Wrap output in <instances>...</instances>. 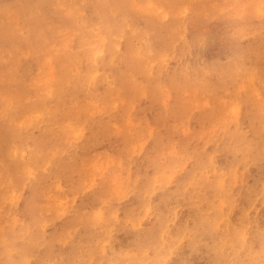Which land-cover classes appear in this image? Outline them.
<instances>
[{"label": "rangeland", "instance_id": "1", "mask_svg": "<svg viewBox=\"0 0 264 264\" xmlns=\"http://www.w3.org/2000/svg\"><path fill=\"white\" fill-rule=\"evenodd\" d=\"M2 1L4 0H0V188L1 190L8 191L9 197L6 198H8L7 200L8 202L10 201V204L6 202L8 205L5 203L0 207V234L3 233L2 236L0 235V241L2 242H0V257H2L0 258L2 262H0V264H4L3 262L10 260L5 259L2 261L3 257L6 255L4 251L9 249V252L12 250L14 251L15 249L13 248L15 247H20L22 250L25 248L24 252L22 251L24 253L23 255L26 253L28 254L23 257V264H35V253L43 254L44 246L47 241L45 240L46 237H62L64 239L65 242L61 241V243L64 242V245L63 243L62 245L61 243H54V251L59 261L63 259L61 263L66 261V264H87V261L90 262H88V264H178L179 262V264H241V261H243V259L240 260L241 257H245L242 264H261L257 263L255 260L254 262L250 261V259L246 257L247 253L245 251L249 253V249L253 250L254 248H260L259 242L264 243V51H262V54L260 50L263 48L259 42L262 40L263 44H261L264 45V39H262L264 38V0H151L152 3L150 0H105V3L104 0H92V2L91 0H85L86 2H90L92 6L87 2L90 4L88 5L84 0H46L45 2L48 1V5L43 2L44 5L46 4L43 6V9L46 10L45 13L48 12L46 16L49 15V10L54 9L53 11H56V9H59L60 13L57 12L60 14L59 16L67 20H63L62 18L58 19L59 16L56 17L57 14L54 13V15H52L53 11H51L49 16L54 20L51 24V17L48 18L45 14L43 17L48 19L45 20V18L40 17L44 11L39 7L40 5L37 8V5L34 4L36 0H34L33 3H30L33 0L27 3L23 0V4L22 0L21 2L19 0H13L14 2L12 0H6V2ZM16 2L21 4L18 5ZM37 2L38 4L41 2V6L43 5L42 0H37ZM24 3L26 4L27 10H25L26 8L24 9L25 6L23 7V5H25ZM29 3L33 6L29 5ZM150 4L155 5L154 9H149ZM17 5L21 7H17ZM31 6L34 9L31 10ZM91 7L95 8L93 9ZM35 9L36 12L34 11ZM99 9L100 12L105 13L104 16L103 13H101L102 15L99 17ZM96 10L98 14H96ZM30 11L33 13H30ZM25 12L28 14L23 15ZM37 12L39 14L41 13V15H37ZM106 12L109 14H106ZM31 14L33 15V19L31 18L30 20ZM166 15L168 16L166 17ZM36 18L37 22H35L37 27L39 26L38 28L35 22H33ZM38 18H42V21H39ZM111 18L113 19L111 20ZM119 19L120 21H118ZM43 20H45V22H43ZM106 21H109V25ZM132 21L136 23V25H132ZM32 22L34 24H32ZM188 22L190 23L189 26ZM46 24L51 30H49ZM70 25H72V27ZM176 25L179 26L176 27ZM214 25L215 27H213ZM136 26L137 28H135ZM104 27L106 29H104ZM167 29L168 31H166ZM228 29L230 30L228 31ZM127 30H130V32ZM185 32L187 34H185ZM70 33H73V36ZM241 33H243L244 36ZM33 36L35 38L34 40ZM175 36H177V39ZM236 38L239 39L236 40ZM233 40H235V42ZM241 42L243 45L245 43L250 47L256 42L261 48H259L258 45L253 46L258 49L257 51L255 48L253 50V47H251V49L248 46L249 49L244 45V47L247 48L245 52V50L241 48V46H243ZM193 43L194 45H192ZM66 44L71 46H67ZM72 45L75 46L72 47ZM76 45L78 47H76ZM183 48L185 49L183 50ZM240 51H242V55H240ZM170 52L176 54L173 56ZM244 52L250 57H247L250 61L248 59L246 60ZM256 52H258L257 54L259 55L261 54L260 57L263 61L260 57V59H258ZM79 53L81 55H79ZM229 53L230 55H228ZM127 54L129 55L127 56ZM59 55H62L63 58ZM255 55L256 58H254ZM217 56H219L220 60L217 58L215 59ZM228 56L231 58L229 57L227 61L226 58H228ZM235 56L238 58H234ZM239 56L242 57L239 58ZM104 58L107 61H105ZM241 58H245V68L242 62L244 60L240 61ZM251 58H253L254 62ZM235 59L236 61H234ZM231 60L234 61L236 65H233L235 63H231ZM82 61H84V63ZM212 61H214L213 64H216V66L212 64ZM218 61H223L224 63L221 62V64ZM260 61L262 62L260 63ZM247 62H250V64H247ZM217 63L219 65H217ZM211 64L213 70L212 68L210 69V67H212ZM259 64L261 65L259 66ZM201 65L209 70L206 69L204 72L205 69H201ZM232 65L234 67L236 66V68L232 69ZM237 65L241 67L243 65V69H240ZM215 67H217L218 71H215L217 70L214 69ZM230 68L231 71H229ZM188 70L192 72V74L194 73V75H190L191 73L189 74ZM196 70L198 71L196 72ZM106 71L107 74L112 73L114 75L116 78V83L114 82V84L116 85L118 83L116 87L119 86L121 89H116L111 94L112 97L110 98L109 106L112 104L116 111L109 116L110 121L108 120L109 117L106 118L108 121L104 119V123L106 124L103 127L104 123H102L103 125L101 124V126V121L98 120L96 115L95 117H88L86 111L87 109H104L103 101L100 97L101 94L105 92L106 86L102 83H99V87L96 86L98 90L94 98V100H96L94 102L96 103H93L91 107L89 106V102L82 103V100L85 101L90 99L83 95L85 89L89 86L90 77L94 75V73L95 75H100L101 73V75H106ZM125 72L127 73L126 75ZM180 72L182 73L180 74ZM184 72L186 74L188 73L187 75L189 76ZM203 73L205 75L204 77ZM210 75L212 76L210 77ZM172 76L175 77V80ZM183 76L184 78L186 76L191 78V80H185L187 84L185 85L184 83V86L180 85V82L183 84ZM190 76H196V79H200L196 80L194 77ZM123 78H125V80ZM177 78L180 82L177 81ZM216 78L218 80H216ZM173 80L176 81V83L173 82ZM187 80L190 82L193 81V83L188 85L189 83ZM69 81L72 83L70 84ZM171 84L176 85L173 86ZM179 85L183 87H178ZM133 88H135L136 91H134ZM159 88H161V90ZM50 91H52L51 95ZM75 96L76 98H74ZM154 96L156 98H154ZM77 107L79 110L75 109ZM76 112H78V114H76ZM26 115L32 117V120H30L31 123H29L30 121H25L22 127L18 129L15 123L22 120ZM74 117L76 118L73 119ZM91 118H95L93 119L95 123ZM73 120L77 122L74 123L75 121L73 122ZM85 120L87 122H85ZM66 121L69 122V126ZM72 122L75 125L72 126ZM89 122H91V125ZM77 123L79 124L77 125ZM98 124L99 127L101 126L103 128H99L100 130L98 129V131H91L92 133H90L91 129L96 130ZM88 126H93L94 128L92 127L89 129ZM75 128L78 131H76ZM80 130H83V132ZM121 130L122 133L120 132ZM76 132H79V137H76ZM82 133H84V139L81 138L82 135H79ZM104 133L105 138L102 137ZM117 133L122 135V139L121 137L120 139L117 138L119 136ZM64 135L68 137H66L67 140ZM109 135L111 136L109 137ZM73 136H75L74 139L76 138L74 143V139H71ZM69 137L71 142H69ZM113 137H115V140H113ZM99 138L102 140H99ZM77 139H80V141ZM43 141L46 144H43ZM49 142L51 144H49ZM93 142L97 145H93ZM37 143L38 145L36 146ZM30 144L32 147L28 148ZM58 144L59 146L57 147ZM70 144L73 145L71 146ZM78 144L83 145V149L82 146L79 145L81 147L80 149ZM84 146L85 148L88 147L86 148L87 151L84 149ZM70 147H72V149ZM66 148H68V150L70 149L69 152L72 156L69 155ZM45 149L52 154L49 152L44 153ZM64 150L66 155L63 153ZM21 151L26 152L24 153L25 157L34 158L37 156L39 159L37 160L36 158V164L33 163L36 167L34 166L28 169V176L32 180L29 181V184L38 177H47L44 175L51 174L48 175V177H50L49 179L52 181L49 184L48 193L44 195V201H40L43 203L41 204L42 206L37 209V215H42L44 217L42 233L40 228L30 229L27 227L25 224L29 222H25L23 218L17 215V213H19L17 206L21 204L23 207V202L31 195L32 188L31 191L30 189L28 191L24 189L25 195L21 197L19 191L13 189L14 185H10V187L6 186L10 179H14L16 176L13 172H15L14 168L20 165V155L23 153ZM33 151H35L36 156L32 155L34 154ZM15 152L16 155L14 154ZM47 153L49 154L47 155ZM37 154H39V156ZM74 154L78 157L76 155L74 156ZM57 159H59V161ZM86 162L87 164H85ZM62 163L64 166L68 164V168L66 166L64 168ZM58 164H62L63 167ZM73 164H75L76 167ZM143 164L146 166L144 167ZM90 165L94 167V169L89 167ZM3 167H5V169ZM62 170L66 172H61ZM58 171L61 173H58ZM56 173L58 176H56ZM79 173L80 176H77ZM31 175H33L34 178ZM16 182L17 181H15V183ZM42 186L44 185H41V187ZM5 187L7 189H5ZM148 189L152 191L149 190V192H147ZM138 190L139 194H137ZM151 192L152 194H150ZM244 199L248 200L244 201ZM146 201L149 202L150 205ZM47 203L55 205L53 206V210L45 209L44 204ZM133 205L134 207L136 206L135 210L134 207H131ZM110 206L113 209L112 211L111 209L109 210ZM171 206H173V208ZM137 209H139V211H137ZM80 210H82L83 214ZM116 210L118 212H116ZM124 211L126 212L124 213ZM194 211L199 212L197 213L199 215L195 214ZM136 212L139 213V215ZM129 213L132 215H129ZM112 214L116 216L117 220L114 219L115 216L112 217ZM21 216L23 215L21 214ZM197 217H199V219H197ZM84 219L85 221H83ZM156 219H161L164 222L162 223L161 220L157 222ZM9 221L10 223L6 225L12 229L7 232L4 231L3 227L6 226L4 222ZM109 221H112L111 223L113 224L110 223L109 225ZM119 221H121L122 224ZM198 221L200 222L198 223ZM94 222L96 224H94ZM105 224H107L108 227ZM159 225L161 227H159ZM187 225L188 227H186ZM104 226L112 229L113 233H115V237H117L115 238L117 249H111V245L115 244L112 233H109L112 235L111 239L109 236L108 239L101 241L103 240V235L107 232ZM177 226L179 228L181 227L179 229L180 231H178ZM78 228H80V230ZM83 228L87 233L83 231ZM125 228L127 230H125ZM76 230L78 233H76ZM181 230L183 234H180ZM203 230H205V232H203ZM57 231H59V233ZM4 232H7V235H5L8 237L4 235ZM94 232H98L96 235L100 233L101 236H95ZM207 232L209 233V237L211 235L210 238ZM60 233L64 236H59ZM79 234L82 235V241L80 240L81 235L79 236ZM143 234H145L144 239H142ZM30 235L32 237H30ZM13 238L15 240H13ZM71 238L75 239V241L72 239L75 248L69 241ZM92 238L95 241H93ZM136 239L139 240V244ZM235 239L240 242H236ZM90 240L93 242H90ZM192 240L193 243L190 244L189 242H192ZM86 241L87 243L89 242L91 246L87 244ZM157 242L160 243L157 244ZM145 243L148 244V248H146L147 246ZM21 244L22 246H20ZM186 244L189 248L186 247ZM138 245H140L139 247L142 251H145V254L139 248H136ZM219 245H222V248ZM26 246L28 247L26 248ZM77 246H79V250H76L78 249ZM103 246L106 252L111 250L109 258L106 257L105 254L103 256V253H100V250L101 252L103 251ZM152 246H155L158 252L155 248H152ZM227 246L231 247H228V249ZM240 246L244 247L240 248ZM33 247L35 249H33ZM59 247L60 250H58ZM92 247L96 250H93ZM181 247L182 249H179ZM119 248L124 252H122V250L119 252ZM208 248L210 250H208ZM263 248L253 250L256 256H261L260 251L263 250L261 257L264 258ZM3 249L4 251L2 252L5 254L1 252ZM68 249L72 251V257L78 256V259H72L70 257L72 253L68 251ZM83 249L85 252L87 251V253L83 252ZM222 249L224 250L222 251ZM27 250L29 251L27 252ZM57 250L59 252H57ZM115 250H119V253L117 252V254ZM80 251L83 253L80 254ZM140 251L142 253H140ZM241 251L244 253L242 254ZM74 252L79 253L75 254ZM114 252L116 255H114L113 259L112 254H114ZM166 252L167 256L165 254ZM168 252L170 254H168ZM67 253L71 254L68 255ZM88 253L93 257H90ZM179 253L182 255L181 257H183V259L180 257ZM66 254L68 255L69 261L65 257L67 256ZM99 254L103 257L101 258ZM130 254L133 255L130 256ZM123 255L128 256V259ZM116 256H118L117 260ZM210 256H212V258ZM215 256L217 258H215ZM162 257L165 259L161 260ZM209 259L211 261H209ZM77 260L78 263L76 262ZM95 260L99 261V263L97 261L94 262ZM106 260L110 261L108 262ZM215 261L218 262L214 263ZM5 263L7 264V262ZM47 263L48 262L45 264ZM48 264H51V262Z\"/></svg>", "mask_w": 264, "mask_h": 264}, {"label": "bare ground", "instance_id": "2", "mask_svg": "<svg viewBox=\"0 0 264 264\" xmlns=\"http://www.w3.org/2000/svg\"><path fill=\"white\" fill-rule=\"evenodd\" d=\"M4 1L6 2V0H4ZM4 1H2V2H4ZM8 1H10V0H8ZM12 1H13V0H12ZM17 1H18V0H17ZM19 1L21 2V0H19ZM24 1H26V3H27V2H30V0H29V1L24 0ZM38 1H40V0H38ZM45 1H46V0H42V3L44 2V3H47V5H48V1H47V2H45ZM50 1H51V0H50ZM84 1H85V0H84ZM88 1H90V0H88ZM88 1H87V2H88ZM109 1H110V0H109ZM111 1H114V0H111ZM181 1H182V0H181ZM13 2H14V1H13ZM33 2H34V0L31 1L30 3H33ZM85 2H86V1H85ZM87 2H86V3H87ZM91 2H92V0H91ZM150 2H151V0H150ZM193 2H194V1H193ZM16 3H18V5L21 4V3L19 4V2H16ZM30 3H29V5H32V4H30ZM44 3H43V5L41 6V2H40V4H38L37 0H36V3L34 2V4L37 5V8H38V6L40 5L39 7H40L41 9H43V6L46 5V4L44 5ZM88 3H90V2H88ZM88 3H87V4H88ZM104 3H105V0H104ZM104 3H103V4H104ZM151 3H152V2H151ZM22 4H23V0H22ZM24 4H25V3H24ZM90 4H91V3H90ZM90 4H88V5H90ZM122 4H123V3H122ZM154 4H155V3H154ZM172 4H173V3H172ZM15 5H16V4H15ZM18 5H17V7H21V6H18ZM56 5H57V4H56ZM155 5H157V4H155ZM155 5L150 4V5H149V9H154V6H155ZM9 6H10V5H9ZM24 6H25V7H24ZM27 6H28V5H27ZM32 6H33V5H32ZM32 6H31V8H30L31 10L34 9V8H32ZM49 6H50V4H49ZM49 6H47V7H49ZM54 6H55V5H54ZM61 6H62V5H61ZM85 6H86V4H85ZM91 6H92V4H91ZM99 6H100V5H99ZM102 6H103V5H102ZM169 6H170V5H169ZM201 6H202V4H201ZM204 6H205V5H204ZM23 7H24V9L26 8L25 10H27L26 4L23 5ZM97 7H98V6H97ZM108 7H109V6H108ZM171 7H172V6H171ZM57 8H58V7H57ZM91 8H93V7H91ZM94 8H95V7H94ZM94 8H93V9H94ZM98 8H101V7H98ZM104 8H105V6H104ZM196 8H197V7H196ZM199 8H200V7H199ZM212 8H213V6H212ZM19 9H21V8H19ZM24 9H23V10H24ZM28 9H29V7H28ZM64 9H65V8H64ZM69 9H71V8H69ZM72 9H73V8H72ZM101 9H102V8H101ZM106 9H107V8H106ZM53 10H54V9L49 10V11H50V12H49V15H50L51 11H53ZM97 10H98V9H97ZM97 10H96V14H98V13L100 12V9H99L98 13H97ZM159 10H160V9H159ZM165 10H166V9H165ZM167 10H168V9H167ZM169 10H171V9H169ZM34 11L36 12V9H35ZM38 11H40V10H38ZM42 11H44V12H42L43 14H42V16H40V17H43L44 14H45V16H46L48 12L45 13V12H46L45 9H43ZM47 11H48V9H47ZM59 11H60L59 9H56V11H53V12H52V15L57 14L56 17H58V16L60 15V14H59V13H60ZM64 11H65V10H64ZM105 11H106V10H105ZM107 11H108V9H107ZM151 11H152V10H151ZM23 12H24V11H23ZM27 12H29V11H27ZM27 12L23 13V15L28 14ZM31 12H32V11H30V13H31ZM35 12H34V14H35ZM55 12H56V13H55ZM57 12H59V13H57ZM65 12H66V11H65ZM71 12H72V10H71ZM108 12H109V11H108ZM108 12H106V14H109ZM157 12H158V11H157ZM176 12H179V11H176ZM185 12H186V11H185ZM32 13H33V12H32ZM37 13H38V12H37ZM53 13H54V14H53ZM101 13H103V16H104V14H105L104 12H100L99 17H100V15H102ZM161 13H164V12H161ZM161 13H160V14H161ZM183 13H184V12H183ZM63 14H64V13H63ZM69 14H70V13H69ZM94 14H95V13H94ZM178 14H179V13H178ZM29 15H30V14H29ZM29 15H28V16H29ZM37 15H41V13H40V14L38 13ZM49 15L46 16V17H48V18L51 17V16H49ZM61 15H62V14H61ZM113 15H114V14H113ZM113 15H112V16H113ZM157 15H158V14H157ZM179 15H180V14H179ZM28 16H27V17H28ZM31 16H32V17H31ZM31 16H30V18H29L30 20H31V18L33 19V15H32V14H31ZM106 16H107V15H106ZM106 16H105V17H106ZM122 16H123V15H122ZM158 16H159V15H158ZM164 16H165V14H164ZM167 16H168V15H166V17H167ZM56 17H55V18H56ZM59 17H60V18H59ZM59 17H58V19H61V18H62V16H59ZM97 17H98V16H97ZM97 17H96V18H97ZM99 17H98V18H99ZM101 17H102V16H101ZM113 17H114V16H113ZM124 17H126V16H124ZM43 18H45V17H43ZM48 18H45V20L48 19ZM66 18H67V17H66ZM77 18H78V17H77ZM84 18H85V17H84ZM103 18H104V17H103ZM114 18H115V17H114ZM120 18H121V17H120ZM161 18H162V17H161ZM161 18H160V20H161ZM163 18H164V17H163ZM192 18H193V17H192ZM206 18H207V17H206ZM206 18H205V19H206ZM41 19H42V18H41ZM41 19L38 18L39 21H42ZM51 19H52V17H51ZM56 19H57V18H56ZM62 19H63V18H62ZM67 19H68V18H67ZM70 19H72V18H70ZM78 19H79V18H78ZM91 19H92V18H91ZM104 19H105V18H104ZM112 19H113V18H111V20H112ZM122 19H123V18H122ZM36 20H37V18H36L33 22H35ZM45 20H43V22H45ZM49 20H50V19H49ZM49 20H48V21H49ZM63 20H66V19H63ZM92 20H93V19H92ZM115 20H116V19H115ZM127 20H128V19H127ZM132 20H133V19H132ZM158 20H159V19H158ZM164 20H165V19H164ZM199 20H200V19H199ZM27 21H28V20H27ZM52 21L54 22V20L52 19V20L50 21V24H51ZM55 21H56V20H55ZM66 21H67V20H66ZM109 21H110V18H109ZM109 21H108V22H109ZM118 21H120V19H119ZM161 21H162V20H161ZM30 22H31V21H30ZM33 22H32V24H34ZM36 22H37V21H36ZM36 22H35V24H36ZM43 22H41V23H43ZM56 22H57V21H56ZM58 22H59V20H58ZM100 22H101V21H100ZM106 22H107V21H106ZM106 22H105V23H106ZM108 22H107V24H108ZM158 22H159V21H158ZM192 22H193V21H192ZM203 22H204V21H203ZM209 22H210V21H209ZM46 23H47V22H46ZM77 23H78V22H77ZM105 23H104V24H105ZM110 23H111V22H110ZM194 23H195V21H194ZM206 23H207V22H206ZM47 24H48V23H47ZM47 24H46V25H47ZM50 24H49V25H50ZM52 24H54V23H52ZM61 24H62V22H61ZM68 24H69V23H68ZM97 24H98V23H97ZM114 24H115V23H114ZM133 24L136 25V23H133V21H132V25H133ZM189 24H190V23L188 22V26H189ZM203 24H204V23H203ZM78 25H79V24H78ZM98 25H99V24H98ZM108 25H109V24H108ZM108 25H107V26H108ZM167 25H168V24H167ZM169 25H170V23H169ZM169 25H168V26H169ZM173 25H174V24H173ZM179 25H180V24H179ZM179 25H178V26H179ZM195 25H196V24H195ZM197 25H198V24H197ZM52 26H53V25H52ZM70 26L72 27V25H70ZM102 26H103V25H102ZM102 26H101V27H102ZM113 26H114V25H113ZM178 26L176 25V27H178ZM186 26H187V25H186ZM205 26H206V25H205ZM36 27H37V24H36ZM38 27H39V26H38ZM38 27H37V28H38ZM41 27H42V26H41ZM41 27H40V28H41ZM47 27H48V25H47ZM87 27H88V26H87ZM105 27H106V26H105ZM105 27H104V29H106ZM133 27H134V26H133ZM151 27H152V26H151ZM154 27H155V25H154ZM202 27H203V26H202ZM213 27H215V25H214ZM218 27H219V26H218ZM226 27H228V26H226ZM29 28H30V27H29ZM44 28H45V27H44ZM48 28H49V27H48ZM54 28H55V27H54ZM60 28H62V27H60ZM78 28H79V27H78ZM99 28H100V27H99ZM102 28H103V27H102ZM110 28H111V27H110ZM135 28H137V26H136ZM146 28H147V27H146ZM148 28H149V27H148ZM167 28H168V27H167ZM179 28H180V27H179ZM182 28H183V27H182ZM182 28H181V29H182ZM219 28H220V27H219ZM45 29H47V28H45ZM62 29H63V28H62ZM75 29H76V27H75ZM93 29H94V28H93ZM139 29H140V28H139ZM142 29H143V28H142ZM154 29H155V28H154ZM154 29H153V30H154ZM156 29H157V28H156ZM184 29H185V28H184ZM217 29H218V28H217ZM231 29H232V28H231ZM38 30H39V29H38ZM49 30H51V29L49 28ZM49 30H48V31H49ZM64 30H65V29H64ZM69 30H70V28H69ZM73 30H74V29H73ZM173 30H174V29H173ZM176 30H177V28H176ZM229 30H230V29H228V31H229ZM71 31H72V30H71ZM90 31H91V30H90ZM114 31H116V30H114ZM127 31L130 32V30H127ZM160 31H161V30H160ZM166 31H168V29H167ZM180 31H181V30H180ZM204 31H205V29H204ZM206 31H207V30H206ZM0 32H1V31H0ZM60 32H61V29H60ZM77 32H78V31H77ZM95 32H96V31H95ZM125 32H126V30H125ZM156 32H157V31H156ZM174 32H175V30H174ZM176 32H177V31H176ZM198 32H199V30H198ZM233 32H234V29H233ZM50 33H51V32H50ZM114 33H115V32H114ZM127 33H128V32H127ZM143 33H145V32H143ZM158 33H159V32H158ZM163 33H164V32H163ZM179 33H180V32H179ZM235 33H236V32H235ZM237 33H239V32H237ZM34 34H35V33H34ZM48 34H49V33H48ZM70 34L73 36V33H70ZM85 34H86V33H85ZM112 34H113V33H112ZM134 34H135V33H134ZM134 34H133V36H134ZM147 34H148V33H147ZM147 34H146V35H147ZM185 34H187V33L185 32ZM205 34H206V33H205ZM241 34L244 36L243 33H241ZM87 35H88V33H87ZM94 35H96V34H94ZM123 35H124V34H123ZM142 35H143V34H142ZM161 35H162V34H161ZM166 35H167V34H166ZM173 35H174V34H173ZM230 35H231V34H230ZM30 36H31V35H30ZM53 36H54V35H53ZM84 36H85V35H84ZM96 36H97V35H96ZM106 36H107V35H106ZM75 37H76V36H75ZM75 37H74V39H75ZM115 37H116V36H115ZM117 37H118V36H117ZM122 37H123V36H122ZM142 37H143V36H142ZM147 37H148V36H147ZM175 37H176V39H177V36H175ZM184 37H185V36H184ZM187 37H188V36H187ZM187 37H186V38H187ZM232 37H233V36H232ZM232 37H231V38H232ZM31 38H32V37H31ZM84 38H85V37H84ZM124 38H125V37H124ZM149 38H150V37H149ZM170 38H171V37H170ZM192 38H193V37H192ZM202 38H203V37H202ZM245 38H246V37H245ZM34 39H35V38H34V36H33V40H34ZM82 39H83V38H82ZM105 39H106V38H105ZM142 39H143V38H142ZM174 39H175V38H174ZM188 39H190V38H188ZM188 39H187V42H188ZM198 39H199V38H198ZM198 39H197V40H198ZM238 39H239V38H238ZM238 39L236 38V40H238ZM240 39H244V38H240ZM262 39H264V38H262ZM121 40H122V39H121ZM146 40H147V38H146ZM197 40H196V41H197ZM219 40H222V39H219ZM47 41H48V40H47ZM61 41H63V40H61ZM61 41H60V42H61ZM64 41H66V40H64ZM71 41H72V40H71ZM217 41H218V40H217ZM233 41L235 42V40H233ZM240 41H241V40H240ZM240 41H239V42H240ZM261 41H262V40H261ZM261 41H259V42H260V45H261L262 48L264 49V45H262V44H263V41H262V42H261ZM31 42H32V41H31ZM58 42H59V41H58ZM148 42H149V41H148ZM151 42H153V41H151ZM172 42H173V39H172ZM189 42H190V41H189ZM191 42H192V41H191ZM242 42H243V41H242ZM242 42H241V43H242ZM244 42H245V40H244ZM257 42H258V41H257ZM33 43H34V42H33ZM56 43H57V42H56ZM122 43H123V42H122ZM164 43H165V42H164ZM168 43H169V42H168ZM203 43H204V42H203ZM241 43H240V44H241ZM254 43H255V44H254ZM254 43H253L254 45H251L250 43H248V44H250L251 47L256 46V45H258V47H259V44H258V43H256V42H254ZM261 43H262V44H261ZM31 44H32V43H31ZM49 44H51V43H49ZM49 44H48V45H49ZM52 44H53V42H52ZM111 44H113V43H111ZM196 44H197V43H196ZM66 45H67V44H66ZM66 45H65V47H66ZM96 45H98V44H96ZM109 45H110V44H109ZM120 45H121V43H120ZM145 45H146V44H145ZM149 45H150V44H149ZM170 45H171V44H170ZM177 45H178V44H177ZM177 45H175V46H177ZM192 45H194V43H193ZM241 45H243V43H242ZM244 45L247 46V44H245V43H244ZM244 45L241 46V48L245 50V49H247V48H245ZM24 46H25V45H24ZM32 46H33V45H32ZM32 46H31V47H32ZM58 46H59V45H58ZM67 46H71V45H67ZM73 46H75V45H72V47H73ZM102 46H103V45H102ZM165 46H166V45H165ZM168 46H169V45H168ZM190 46H191V45H190ZM248 46H249V45H248ZM248 46H247V47H248ZM46 47H47V46H46ZM76 47H78V46L76 45ZM80 47H81V46H80ZM169 47H170V46H169ZM183 47H184V46H183ZM185 47H186V46H185ZM191 47H192V46H191ZM217 47H218V46H217ZM249 47H250V46H249ZM249 47H248V48H249ZM251 47H250V48H251ZM32 48H33V47H32ZM49 48H50V47H49ZM101 48H102V47H101ZM105 48H106V47H105ZM144 48H145V47H144ZM150 48H151V47H150ZM175 48H176V47H175ZM175 48H174V49H175ZM224 48H225V47H224ZM250 48H249V49H250ZM254 48H255V47H253V50H254ZM259 48H261V47H259ZM111 49H112V48H111ZM123 49H124V48H123ZM184 49H185V48H183V50H184ZM242 49H240V50H242ZM249 49H248V50H249ZM251 49H252V48H251ZM255 49L258 51L257 48H255ZM263 49H261V50L259 49V50L262 52V51H264ZM55 50H56V49H55ZM104 50H105V49H104ZM104 50H103V51H104ZM143 50H144V49H143ZM180 50H181V49H180ZM34 51H35V50H34ZM103 51H101V52H103ZM105 51H107V50H105ZM131 51H132V48H131ZM139 51H140V50H139ZM168 51H169V50H168ZM231 51H232V50H231ZM242 51H243V50H242ZM242 51H240V55H242V53H241ZM246 51H247V50H245V52H246ZM101 52H100V53H101ZM151 52H152V50H151ZM172 52H173V51H172ZM245 52H244V53H245ZM261 52H260V53H261ZM77 53H78V52H77ZM176 53H177V51H176ZM176 53H174V54H176ZM181 53H182V52H181ZM230 53L233 54L234 52H230ZM230 53H229L228 55H230ZM251 53H252V52H251ZM257 53H258V52H256V54H257ZM26 54H27V53H26ZM105 54H106V53H105ZM118 54H119V53H118ZM118 54H117V55H118ZM135 54H136V52H135ZM154 54H155V53H154ZM162 54H163V53H162ZM170 54H172V53L170 52ZM170 54H169V55H170ZM174 54H172V55L174 56ZM234 54H235V55H239V54H237V53H234ZM262 54H263V52H262ZM79 55H81V54L79 53ZM109 55H110V53H109ZM117 55H116V57H117ZM128 55H129V54H127V56H128ZM130 55H132V54H130ZM165 55H166V54H165ZM183 55H184V54H183ZM253 55H254V54H253ZM260 55H261V54H260ZM260 55L257 54L258 59L261 58ZM25 56H26V55H25ZM59 56L62 57V55H59ZM86 56H88V55H86ZM86 56H85V57H86ZM99 56H100V55H99ZM106 56H107V55H106ZM166 56H168V55H166ZM181 56H182V55H181ZM245 56H246V57H245ZM245 56H243V57H245L246 60H247L248 58H250L249 56H247L246 53H245ZM134 57H135V56H134ZM156 57H158V56H156ZM176 57H177V55H176ZM179 57H180V56H179ZM183 57H184V56H183ZM229 57H230V56H228V58H226L227 61H228ZM240 57H242V56H239V58H240ZM247 57H248V58H247ZM259 57H260V58H259ZM62 58H63V57H62ZM106 58H107V57H106ZM130 58H131V57H130ZM132 58H133V57H132ZM148 58H149V57H148ZM152 58H154V57H152ZM171 58H173V57H171ZM216 58L219 59V56L215 57V59H216ZM230 58H231V57H230ZM234 58H236V56H235ZM237 58H238V57H237ZM237 58H236V59H237ZM245 58H243V59L241 58V59H240V61L244 60V61H242V62H243V65H244V62H245ZM254 58H256V55L254 56ZM133 59H134V58H133ZM156 59H157V58H156ZM173 59H174V58H173ZM179 59H180V58H179ZM213 59H214V58H213ZM232 59H233V58H232ZM236 59H235L234 61H236ZM251 59H252V61H253V58H251ZM261 59H262V58H261ZM63 60H64V59H63ZM99 60H100V59H99ZM104 60H105V58H104ZM111 60H112V59H111ZM114 60H115V59H114ZM146 60H147V59H146ZM152 60H154V59H152ZM168 60H169V59H168ZM219 60H220V59H219ZM248 60H249V59H248ZM96 61H98V60H96ZM105 61H107V60H105ZM105 61H104V63H105ZM112 61H113V60H112ZM121 61H122V60H121ZM141 61H142V60H141ZM150 61H151V59H150ZM150 61H149V62H150ZM158 61H159V60H158ZM162 61H163V60H162ZM162 61H161V62H162ZM166 61H167V59H166ZM169 61H170V60H169ZM223 61H224V60H223ZM223 61H221V62H223ZM234 61L231 60L230 62H231V63H232V62L235 63ZM237 61H238V60H237ZM249 61H250V60H249ZM262 61H263V59H262ZM262 61H260V63H261ZM58 62H59V60H58ZM82 62L84 63V61H82ZM130 62H131V61H130ZM132 62H133V61H132ZM164 62H165V59H164ZM164 62H163V63H164ZM167 62H168V61H167ZM167 62H166V63H167ZM199 62H200V61H199ZM208 62H209V61H208ZM215 62H216V61H215ZM218 62L221 63L220 61H218ZM238 62H239V61H238ZM253 62H254V61H253ZM253 62H252V63H253ZM117 63H118V62H117ZM128 63H129V62H128ZM140 63H141V62H140ZM151 63H152V62H151ZM194 63H195V62H194ZM213 63H214V61H212V64H213ZM223 63H224V62H223ZM225 63H226V60H225ZM231 63H230V65H231ZM240 63H241V62H240ZM252 63H251V64H252ZM98 64H99V63H98ZM115 64H116V63H115ZM134 64H136V63H134ZM153 64H154V63H153ZM207 64H208V63H207ZM212 64H211V66H212ZM221 64H222V63H221ZM221 64H220V65H221ZM238 64H239V63H238ZM241 64H242V63H241ZM245 64H246V63H245ZM247 64H250V62H247ZM247 64H246V65H247ZM56 65H58V64H56ZM56 65H55V67H56ZM102 65H103V64H102ZM104 65H105V64H104ZM117 65H119V64H117ZM140 65H141V64H140ZM149 65H150V64H149ZM154 65H155V64H154ZM157 65H158V63H157ZM162 65H163V64H162ZM213 65L216 66V64H213ZM217 65H219V64L217 63ZM233 65H236V63L233 64ZM233 65H232V66H233ZM243 65H242V67H243ZM252 65H253V64H252ZM260 65H261V64H259V66H260ZM93 66H94V65H93ZM93 66H92V67H93ZM112 66H113V65H112ZM130 66H131V65H130ZM138 66H139V65H138ZM143 66H144V65H143ZM147 66H148V64H147ZM160 66H161V65H160ZM165 66H166V65H165ZM190 66H191V65H190ZM237 66H239L240 69L242 68L240 65H237ZM247 66H248V65H247ZM254 66H255V64H254ZM101 67H102V66H101ZM120 67H121V66H120ZM132 67H133V64H132ZM141 67H142V65H141ZM148 67H149V66H148ZM151 67H152V65H151ZM195 67H196V66H195ZM204 67H205V66H204ZM204 67H202V65H201V69L204 68ZM206 67H207V65H206ZM228 67H229V66H228ZM228 67H227V68H228ZM239 67H238V68H239ZM255 67H256V66H255ZM257 67H258V66H257ZM263 67H264V66H263ZM78 68H79V67H78ZM117 68H118V66H117ZM124 68H125V67H124ZM124 68H123V69H124ZM145 68H146V67H145ZM193 68H194V66H193ZM199 68H200V67H199ZM199 68H198V69H199ZM211 68H212V70H213V66L210 67V69H211ZM235 68H236V66H235V67H234V66L232 67V69H235ZM244 68H245V65H244ZM258 68H259V67H258ZM260 68H261V67H260ZM74 69H75V68H74ZM82 69H83V68H82ZM90 69H91V67H90ZM97 69H98V68H97ZM100 69H101V68H100ZM112 69H113V68H112ZM119 69H120V68H119ZM128 69H130V68H128ZM155 69H156V68H155ZM164 69H165V68H164ZM188 69H189V68H188ZM196 69H197V67H196ZM204 69H205V68H204ZM204 69H203V70H204ZM206 69H207V68H206ZM206 69L204 70V72L206 71ZM214 69H217V67H215ZM228 69H229V68H228ZM240 69H238V70H240ZM242 69H243V68H242ZM263 69H264V68H263ZM144 70H145V69H144ZM192 70H193V69H192ZM192 70H191V71H192ZM207 70H209V69H207ZM220 70H221V69H220ZM79 71H80V70H79ZM96 71H97V70H96ZM113 71H115V70H113ZM130 71H131V70H130ZM146 71H147V70H146ZM146 71H145V72H146ZM185 71H186V70H185ZM188 71H189V70H188ZM188 71H187V72H188ZM193 71H194V70H193ZM197 71H198V70H196V72H197ZM215 71H218V69L215 70ZM229 71H231V68H230ZM232 71H233V70H232ZM258 71H259V70H258ZM263 71H264V70H263ZM263 71H261V72H263ZM72 72H73V69H72ZM97 72H98V71H97ZM111 72H112V71H111ZM116 72H117V71H116ZM127 72H128V71H127ZM150 72H151V71H150ZM223 72H224V71H223ZM114 73H115V72H114ZM158 73H159V72H158ZM181 73H182V72H180V74H181ZM184 73H185V72H184ZM188 73H189V74L191 73L190 75H194V73L192 74V72H190V71H189ZM188 73H187V74H188ZM213 73H215V72H213ZM96 74H97V73H96ZM101 74H102V73H101ZM101 74H100V75H99V74L95 75V73H94V75H92V76L90 77V80H89V86H88L87 89H85V93L83 94V95H85L86 97H88V98H90V99H87V100H85V101L82 100V103H83V102H87V103L89 102V106L91 107V105H92L93 103H96V102H94V101H96V100H94V98L96 97V94H97V92H98L97 87H99V83H102V84H104V85L106 86V88L104 87V88L106 89L105 92H103V93L101 94V97H100V99L103 101V107H104V109H103V110H102V109H98V108H97V110H95V109H94V110H89V109H87V111H86L88 117H89V116H93V117H95V115H96V116L98 117V120L101 121V123H100V121H99L100 125H101L102 123H104V121H105L104 119H106L107 117H109V116H111L112 114L115 113V111H116L115 108L112 106V104L109 106V102H110V98L112 97V95H111L112 92L115 91L116 89H117V90H120V89H121V87H119V86L116 87V85H117L118 83H117L116 85L114 84V82L116 81V78L114 77V75H113L112 73L107 74V71H106V75H101ZM126 74H127V73L125 72V75H126ZM145 74H147V73H145ZM151 74H152V73H151ZM151 74H150V75H151ZM180 74H179V75H180ZM185 74H186V73H185ZM185 74H184V76H185ZM187 74H186V75H187ZM199 74H200V73H199ZM258 74H259V72H258ZM148 75H149V74H148ZM262 75H263V74H262ZM128 76H129V75H128ZM175 76H176V75H175ZM184 76H183V78H184ZM187 76H189V75H187ZM187 76H186V77H187ZM196 76H197V75H196ZM196 76H190V77H194V78L196 79ZM200 76H201V75H200ZM204 76H205V75H204V73H203V77H204ZM211 76H212V75H210V77H211ZM122 77H123V76H122ZM172 77H173V76H172ZM179 77H180V76H179ZM186 77L184 78V81L181 80L183 84H181V82H180V81L178 80V78H177V81L180 82V85H183V86H184V83H185V85H186V84H187V82H185L186 79L191 80V78H189V77L186 78ZM206 77H207V76H206ZM206 77H205V78H206ZM215 77H217V76H215ZM127 78H128V77H127ZM134 78H135V77H134ZM201 78H202V77H201ZM226 78H227V76H226ZM72 79H73V78H72ZM123 79L125 80V78H123ZM171 79H172V78H171ZM173 79L175 80V77H173ZM180 79H181V77H180ZM198 79H200V78H197L196 80H198ZM83 80H84V79H83ZM133 80H134V79H133ZM136 80H138V79H136ZM174 80H173V82L176 83V81H174ZM188 80H187V81H188ZM216 80H218V79L216 78ZM219 80H220V79H219ZM221 80H222V79H221ZM50 81H51V79H50ZM171 81H172V80H171ZM228 81H229V80H228ZM121 82H122V81H121ZM121 82H120V84H121ZM127 82H128V81H127ZM173 82H171V83H173ZM196 82H197V81H196ZM29 83H30V82H29ZM69 83L71 84L72 82L69 81ZM115 83H116V82H115ZM137 83H138V82H137ZM177 83H178V82H177ZM188 83H189L188 85H190V83H193V81H191V82L188 81ZM123 84H124V83H123ZM178 84H179V83H178ZM121 85H122V84H121ZM132 85H133V84H132ZM132 85H131V86H132ZM158 85H159V84H158ZM169 85H170V84H169ZM171 85H173V84H171ZM174 85H176V84H174ZM174 85H173V86H174ZM180 85H179L178 87H183V86H180ZM78 86H79V85H78ZM96 86H97V87H96ZM70 87H71V86H70ZM92 87H93V89H92ZM159 87H160V85H159ZM178 87H177V88H178ZM72 88H73V87H72ZM76 88H77V87H76ZM177 88H176V89H177ZM102 89H103V88H102ZM102 89H101V90H102ZM133 89H134V91H136L135 88H133ZM159 89L161 90V88H159ZM162 89H163V88H162ZM160 90H159V91H160ZM53 91H54V90H53ZM77 91H78V89H77ZM162 91H163V90H162ZM213 91H214V90H213ZM38 92H39V91H38ZM40 92H41V91H40ZM47 92H49V91H47ZM47 92H46V93H47ZM81 92H82V91H81ZM81 92H80V93H81ZM83 92H84V91H83ZM32 93H33V92H32ZM51 93H52V91H50V95H51ZM69 93H70V92H69ZM80 93H79V94H80ZM132 93H133V92H132ZM156 93H158V92H156ZM211 93H212V92H211ZM65 94H66V93H65ZM65 94H64V95H65ZM129 94H130V93H129ZM153 94H154V93H153ZM213 94H214V93H213ZM38 95H39V94H38ZM59 95H61V94H59ZM70 95H71V94H70ZM113 95H114V94H113ZM61 96H62V95H61ZM79 96H80V95H79ZM26 97H27V96H26ZM67 97H68V96H67ZM4 98H5V97H4ZM61 98H62V97H61ZM74 98H76V96H75ZM74 98H73V99H74ZM80 98H82V97H80ZM154 98H156V97L154 96ZM54 99H55V98H54ZM70 99H71V98H70ZM82 99H83V98H82ZM120 99H121V98H120ZM27 100H28V99H27ZM23 101H24V100H23ZM71 101H72V100H71ZM54 102H55V101H54ZM67 102H68V101H67ZM160 103H161V102H160ZM85 104H86V103H85ZM66 105H67V104H66ZM86 105H87V104H86ZM9 107H10V106H9ZM64 107H66V106H64ZM85 107H86V106H85ZM92 107H93V106H92ZM115 107H116V106H115ZM116 108H117V107H116ZM75 109L77 110L78 107L75 108ZM75 109H74V110H75ZM78 110H79V109H78ZM101 110H102V111H101ZM65 112H66V111H65ZM83 113H84V112H83ZM27 114H28V113H27ZM76 114H78V112H76ZM84 114H85V113H84ZM33 115H34V114H33ZM37 115H38V113H37ZM64 115H65V114H64ZM257 115H258V114H257ZM62 116H63V115H62ZM71 116H72V115H71ZM76 116H77V115H76ZM97 117H96V118H97ZM38 118H39V117H38ZM75 118H76V117H74L73 119H75ZM79 118H80V114H79ZM54 119H55V118H54ZM93 119H95V118H91L92 121H93ZM112 119H113V118H112ZM30 120H32V117H30V115H29V116L26 115L25 117H23L22 120L17 121V122L15 123V124H16V127H17L18 129H20V128L22 127V125L25 123V121H30ZM64 120H65V119H64ZM91 120H90V121H91ZM106 120H107V119H106ZM108 120L110 121V117H109ZM108 120H107V121H108ZM70 121H71V120H70ZM74 121H75V120H73V122H74ZM78 121H79V120H78ZM92 121H91V122H92ZM96 121H97V120H96ZM258 121H259V120H258ZM66 122H68V121H66ZM66 122H65V123H66ZM73 122H72V126L75 125V124H73ZM76 122H77V121H75L74 123H76ZM85 122H87V121L85 120ZM91 122H89L90 125H91ZM93 122L95 123V121H93ZM29 123H31V121H30ZM89 123H88V124H89ZM97 123H98V121H97ZM66 124H67V123H66ZM70 124H71V123H70ZM78 124H79V123H77V125H78ZM105 124H106V123H104V125L102 124L103 127L105 126ZM63 125H64V124H63ZM90 125H89V126H90ZM102 125H101V126H102ZM40 126H41V125H40ZM68 126H69V122H68ZM89 126H88V127H89ZM95 126H96V125H95ZM101 126L99 127V124H98V126H96V130H95V129H94V130L91 129V130H90V133H92V132H94V131H98L99 128L102 129L103 127H101ZM129 126H131V125H129ZM66 127H67V126H66ZM92 127H93V126L89 127V129L92 128ZM259 127H260V126H259ZM82 128H83V127H82ZM93 128H94V127H93ZM105 128H106V127H105ZM105 128H104V129H105ZM124 128H125V127H124ZM124 128H123V129H124ZM127 128H129V127H127ZM7 129H9V128H7ZM39 129H40V127H39ZM57 129H58V128H57ZM71 129H73V128H71ZM78 129H79V128H78ZM100 129H99V130H100ZM125 129H126V128H125ZM125 129H124V131H125ZM37 130H38V129H37ZM75 130H76V128H75ZM84 130H85V129H84ZM126 130H128V129H126ZM129 130H130V129H129ZM76 131H78V130H76ZM80 131L83 132V130H80ZM91 131H92V132H91ZM24 132H25V131H24ZM38 132H39V131H38ZM66 132H68V131H66ZM81 132H80V133H81ZM104 132H105V131H104ZM120 132L122 133V130H121ZM59 133H60V132H59ZM72 133H73V131H72ZM78 133H79V132H76V134H77L76 137H79V136H78ZM95 133H97V132H95ZM95 133H93V134H95ZM101 133H102V130H101ZM121 133H120V134H121ZM7 134H8V133H7ZM21 134H22V133H21ZM23 134H24V133H23ZM48 134H49V132H48ZM57 134H58V132H57ZM69 134H70V133H69ZM93 134H92V135H93ZM98 134H99V133H98ZM98 134H97V135H98ZM117 134H118V133H117ZM117 134H115V135H117ZM126 134H128V133H126ZM35 135H36V134H35ZM53 135H54V133H53ZM62 135H63V134H62ZM74 135H75V131H74ZM79 135H80V136L82 135L81 138L84 139V136H83L84 133L79 134ZM90 135H91V134H90ZM95 135H96V134H95ZM104 135H105V133L103 134V136H102V135H101V136L105 138ZM118 135H119V134H118ZM118 135H117V136H118ZM253 135H254V134H253ZM253 135H252V136H253ZM51 136H52V135H51ZM54 136H55V135H54ZM64 136H65V135H64ZM99 136H100V135H99ZM110 136H111V135H109V137H110ZM121 136H122V135H119L117 138L120 139ZM149 136H150V135H149ZM256 136H257V135H256ZM45 137H46V136H45ZM60 137H61V136H60ZM66 137H67V136H65V138H66ZM74 137H75V136H73V138H71V139H74ZM102 137H101V138H102ZM109 137L107 136L108 139H109ZM115 137H116V136H115ZM115 137H113V138H114L113 140H115ZM1 138H2V137H1ZM15 138H16V137H15ZM42 138H43V137H42ZM67 138H68V137H67ZM67 138H66V140H67ZM86 138H87V137H86ZM86 138H85V140L88 141ZM91 138H92V136H91ZM91 138H90V140H91ZM93 138H94V136H93ZM101 138H99V140H100ZM36 139H38V138H36ZM44 139H46V138H44ZM71 139H70V137H69V142H71V141H70ZM75 139H76V138H75ZM75 139L73 140V143L75 142ZM121 139H122V137H121ZM7 140H8V139H7ZM9 140H10V139H9ZM13 140H14V139H13ZM16 140H17V139H16ZM22 140H23V139H22ZM56 140H57V139H56ZM77 140H78V139H77ZM77 140H76V141H77ZM94 140H96V139H94ZM101 140H102V139H101ZM113 140H112V141H113ZM253 140H254V139H253ZM256 140H257V139H256ZM27 141H28V140H27ZM78 141H80V139H79ZM78 141H77V143H78ZM81 141H82V140H81ZM86 141H85V142H86ZM122 141H123V140H122ZM6 142H8V141H6ZM52 142H53V141H52ZM99 142H101V141H99ZM99 142H98V143H99ZM103 142H104V140H103ZM254 142H255V141H254ZM254 142H253V143H254ZM44 143H45V142L43 141V144H44ZM53 143H54V142H53ZM57 143H58V141H57ZM77 143H75V144H77ZM81 143H83V142H81ZM88 143H89V141H88ZM121 143H122V142H121ZM23 144H24V143H23ZM45 144H46V143H45ZM49 144H51V143L49 142ZM49 144H48V145H49ZM83 144H84V143H83ZM89 144H90V143H89ZM94 144H96V143L93 142V145H94ZM100 144H101V143H100ZM117 144H118V143H117ZM37 145H38V143L36 144V146H37ZM70 145H71V144H70ZM72 145H73V144H72ZM72 145H71V146H72ZM79 145L82 146V149H83V145L78 144V147H80ZM84 145H85V144H84ZM86 145H87V144H86ZM96 145H97V144H96ZM121 145H122V144H121ZM2 146H3V145H2ZM28 146H29V145H28ZM42 146H43V145H42ZM42 146H41V148H42ZM46 146H47V145H46ZM58 146H59V144L57 145V147H58ZM189 146H190V145H189ZM233 146H234V145H233ZM233 146H232V147H233ZM247 146H248V145H247ZM251 146H252V145H251ZM15 147H16V146H15ZM30 147H32L31 144H30V146H29L28 148H30ZM34 147H35V146H34ZM38 147H39V146H38ZM47 147H49V146H47ZM52 147H53V146H52ZM54 147H55V146H54ZM61 147H62V146H61ZM73 147L76 148L75 146H73ZM78 147H77V149L79 150ZM117 147H118V146H117ZM119 147H120V146H119ZM121 147H122V146H121ZM254 147H255V146H254ZM0 148H1V146H0ZM41 148H39V149H41ZM49 148H50V147H49ZM49 148H48V149H49ZM70 148L72 149V147H70ZM86 148H88V147H86ZM86 148H85V146H84V149L87 151ZM190 148H191V147H190ZM13 149H15V148H13ZM26 149H27V147H26ZM66 149L68 150V148H66ZM66 149H65V150H66ZM80 149H81V147H80ZM114 149H115V148H114ZM119 149H120V148H119ZM227 149H228V148H227ZM232 149H233V148H232ZM251 149H252V148H251ZM10 150H11V148H10ZM15 150H17V149H15ZM15 150H13V151H15ZM31 150H32V149H31ZM31 150H30V151H31ZM41 150H42V149H41ZM46 150H47V149H45V151L43 150L44 153L49 152V151H46ZM65 150H64V152H63L64 155H66V154H65ZM67 150H66V151H67ZM74 150H75V149H74ZM85 150H84V151H85ZM88 150H89V149H88ZM25 151H26V150H25ZM36 151H37V150H36ZM69 151H70V149H69L67 152H69ZM86 151H85V152H86ZM256 151H257V150H256ZM256 151H255V153H256ZM21 152H23V151H21ZM33 152H34V154H32V153H31V154H32V155H35V151H33ZM72 152H73V151H72ZM75 152H76V151H75ZM81 152H82V151H81ZM95 152H96V151H95ZM98 152H99V151H98ZM24 153H26V152H23L22 155H20V156H21V162H20V165H19L18 167L15 166L16 168L13 167L15 172H13V170H12V172H13V174H14V173L16 174L15 178H14V179L11 178L10 181L7 183L6 186H7V187H10V185H14V186H13V189L19 191V194H21V197L25 195V193H24V189H25L26 191H28V190L30 189V191H31V188H32V193H31V195L29 196V198L26 199V200L23 202V207L21 206V204L17 206V209H18V211H19V213H17V215H19L21 218H23V219L25 220V222H29L28 224H25L27 227H29L30 229L40 228V229H41L40 231H41V233H42L44 217H43L42 215H37V209H38V207L42 206L41 204H43V203H41L40 201H44V195H45L46 193H48V190H49V189H48V188H49V184H50L52 181L49 179L50 177H48V175L50 174V173H49V174L44 175V176H47V177H38V178L36 177L37 179H36V180L34 179V180H35V181H33L34 183L32 182L31 184H29V181L31 180V178H29V176H28V169H30V167L33 168V167L35 166V165H33V163L36 164V158H37V156L35 155L36 157H34V158H28L27 156L25 157ZM49 153H51V152H49ZM49 153H47V155H48ZM61 153H62V152H61ZM61 153H59V154H61ZM14 154L16 155V152H15ZM29 154H30V153H29ZM51 154H52V153H51ZM79 154H80V153H79ZM85 154H86V153H85ZM85 154H84V155H85ZM37 155L39 156V154H37ZM45 155H46V154H45ZM69 155H71L70 152H69ZM69 155H68V156H69ZM75 155H76V154H74V156H75ZM80 155H81V154H80ZM258 155H259V154H258ZM29 156H30V155H29ZM42 156H43V155H42ZM71 156H72V155H71ZM76 156H77V155H76ZM231 156H232V155H231ZM77 157H78V156H77ZM77 157H76V158H77ZM83 157H84V156H83ZM86 157H87V156H86ZM202 157H203V156H202ZM202 157H201V158H202ZM57 158H58V157H57ZM60 158H61V156H60ZM98 158H99V157H98ZM197 158H198V157H197ZM230 158H231V157H230ZM232 158H233V157H232ZM234 158H235V157H234ZM79 159H80V157H79ZM1 160H2V159H1ZM5 160H6V159H5ZM37 160H39V159L37 158ZM57 160L59 161V159H57ZM60 160H61V159H60ZM240 160H241V159H240ZM54 161H55V159H54ZM232 161H233V160H232ZM6 162H7V161H6ZM11 162H12V161H11ZM37 162H38V161H37ZM69 162H70V161H69ZM75 162H76V161H75ZM79 162H80V161H79ZM238 162H239V160H238ZM15 163H16V162H15ZM39 163H40V162H39ZM63 163H64V162H63ZM63 163H62V164H63ZM76 163H77V162H76ZM199 163H200V162H199ZM17 164H18V163H17ZM17 164H16V165H17ZM62 164H61V165L58 164V165L62 166ZM65 164H66V162H65ZM85 164H87V162H86ZM85 164H84V165H85ZM73 165H75V164H73ZM77 165H78V164H77ZM139 165H140V164H139ZM143 165H144V164H143ZM147 165H148V164H147ZM63 166H64V164H63ZM63 166H62V167H63ZM65 166L67 167L68 164L65 165ZM65 166H64V168H65ZM86 166H87V165H86ZM145 166H146V165H144V167H145ZM5 167H6V166H5ZM5 167H3V168L5 169ZM11 167H12V166H11ZM35 167H36V166H35ZM75 167H76V165H75ZM83 167H85V166H83ZM89 167H91V165H90ZM137 167H138V166H137ZM139 167H140V166H139ZM6 168H9V167L7 166ZM67 168H68V167H67ZM91 168L94 169V167H91ZM71 169H72V168H71ZM78 169H79V168H78ZM138 169H139V168H138ZM57 170H58V169H57ZM59 170H60V169H59ZM65 170H68V169H65ZM65 170H64V171L62 170L61 172H64V173H65V172H66ZM33 171H34V170H33ZM35 171H36V169H35ZM69 171H70V170H69ZM76 171H77V170H76ZM80 171H81V170H80ZM139 171H140V170H139ZM9 172H10V171H9ZM59 172H60V171H58V173H59ZM61 172H60V173H61ZM68 173H69V172H68ZM80 173H81V172H80ZM80 173H79V175H77V176H80ZM35 174H36V172H35ZM35 174H34V175H35ZM56 174H57V173H56ZM10 175H11V174H10ZM50 175H51V174H50ZM62 175H63V174H62ZM147 175H148V174H147ZM31 176L33 177V175H31ZM54 176H55V175H54ZM56 176H58V174H57ZM13 177H14V176H13ZM33 178H34V177H33ZM76 178H77V177H76ZM78 178H79V177H78ZM52 179H53V177H52ZM75 180H76V179H75ZM15 181H17L16 183H18V184H16ZM31 181H32V180H31ZM75 182H76V181H75ZM57 183H59V182H57ZM148 183H149V182H148ZM2 184H3V183H2ZM4 184H5V183H4ZM26 185H27V186H26ZM41 185H44V186L41 187ZM36 186H37V187H36ZM60 188H61V187H60ZM60 188H57V189H60ZM5 189H7V188L5 187ZM152 189H153V188H152ZM11 190H12V187H11ZM149 190H150V189H148L147 192H149ZM13 191H14V190H13ZM56 191H57V190H56ZM150 191H152V190H150ZM135 192H136V191H135ZM34 193H35V194H34ZM115 193H116V192H115ZM251 193H252V192H251ZM13 194H14V193H13ZM137 194H139V190H138V193H137ZM137 194H136V195H137ZM150 194H152V192H151ZM154 194H155V193H154ZM193 194H194V193H193ZM47 195H48V194H47ZM134 195H135V194H134ZM140 195H141V193H140ZM140 195H139V196H140ZM145 195H146V194H145ZM148 195H149V194H148ZM247 195H248V194H247ZM247 195H246V196H247ZM142 196H143V195H142ZM189 196H190V195H189ZM192 196H193V195H192ZM248 196H249V195H248ZM6 197H9L8 191H7V190H6V191L1 190V188H0V207L2 206V204H5L6 202H8V200H7L8 198H6ZM12 197H13V196H12ZM19 197H20V196H19ZM144 197H145V196H144ZM144 197H143V198H144ZM177 197H178V196H177ZM14 198H15V197H14ZM17 198H18V197H17ZM139 198H140V197H139ZM243 198H245V197H243ZM178 199H179V198H178ZM248 199H249V198H248ZM248 199H246V200H248ZM16 200H17V199H16ZM16 200H15V201H16ZM150 200H151V199H150ZM180 200H181V199H180ZM246 200L244 199V201H246ZM102 201H103V200H102ZM186 201H187V200H186ZM186 201H185V202H186ZM188 201H189V200H188ZM9 202H10V201H9ZM9 202H8V203H9ZM99 202H100V201H99ZM146 202H147V201H146ZM183 202H184V201H183ZM8 203H6V204L8 205ZM100 203H102V202H100ZM106 203H107V202H106ZM147 203L149 204V202H147ZM147 203H146V204H147ZM187 203H189V202H187ZM187 203H185V204H187ZM9 204H10V203H9ZM134 205H135V204H134ZM134 205L131 206V207H134ZM137 205H139V204H137ZM142 205H143V204H142ZM149 205H150V204H149ZM171 205H172V204H171ZM188 205H189V204H188ZM53 206H55V205H52L51 203L44 204V207H45V209H47V210H53ZM145 206H146V205H145ZM135 207H136V206H135ZM135 207H134V210H135ZM152 207H153V206H152ZM171 207L173 208V206H171ZM200 207H201V206H200ZM10 208H11V207H10ZM57 208H58V207H57ZM57 208H56V209H57ZM59 208H60V207H59ZM108 208H109V207H108ZM126 208H127V207H126ZM141 208H142V207H141ZM141 208H140V209H141ZM153 208H154V207H153ZM168 208H169V207H168ZM110 209H111V211L113 210V209L111 208V206H110L109 210H110ZM128 209H129V207H128ZM128 209H127V211H128ZM169 209H170V208H169ZM96 210H98V209H96ZM96 210H95V211H96ZM114 210H115V209H114ZM131 210H132V209H131ZM188 210H189V209H188ZM192 210H193V209H192ZM194 210L197 211L196 209H194ZM57 211H58V210H57ZM80 211L82 212V210H80ZM137 211H139V209H137ZM167 211H168V210H167ZM195 211H194V212H195ZM114 212H115V211H114ZM116 212H118V211L116 210ZM125 212H126V211H124V213H125ZM128 212H129V211H128ZM131 212H132V211H131ZM142 212H143V211H142ZM158 212H160V211H158ZM173 212H174V211H173ZM59 213H60V212H59ZM77 213H78V212H77ZM86 213H87V212H86ZM109 213H110V212H109ZM134 213H135V212H134ZM136 213H137V212H136ZM164 213H165V212H164ZM167 213H169V212H167ZM187 213H188V212H187ZM190 213H191V212H190ZM190 213H189V214H190ZM197 213H199V212H195V214H197ZM21 214H22L23 216H21ZM82 214H83V212H82ZM96 214H97V213H96ZM127 214H128V213H127ZM130 214H131V213H129V215H130ZM137 214L139 215V213H137ZM154 214H155V213H154ZM160 214H162V213H160ZM165 214H166V213H165ZM165 214H164V215H165ZM200 214H201V213H200ZM202 214H203V213H202ZM89 215H90V214H89ZM117 215H118V214H117ZM131 215H132V214H131ZM133 215H136V214H133ZM138 215H137V216H138ZM164 215H163V216H164ZM197 215H199V214H197ZM197 215H196V216H197ZM109 216H110V215H109ZM113 216H115V215L112 214V217H113ZM124 216H125V214H124ZM165 216H166V215H165ZM165 216H164V217H165ZM167 216H168V214H167ZM94 217H95V216H94ZM128 217H129V216H128ZM134 217H135V216H134ZM161 217H162V215H161ZM192 217H193V216H192ZM261 217H263V216H261ZM118 218H119V217H118ZM123 218H124V217H123ZM125 218H127V217H125ZM135 218H136V217H135ZM137 218H139V217H137ZM184 218H185V217H184ZM193 218H194V217H193ZM114 219L117 220L116 216L114 217ZM121 219H122V218H121ZM131 219H132V218H131ZM163 219H165V218H163ZM197 219H199V217H197ZM15 220H16V219H15ZM46 220H47V219H46ZM79 220H80V219H79ZM108 220H109V219H108ZM129 220H130V219H129ZM132 220H133V219H132ZM160 220H161V219H160ZM160 220H157V219H156L157 222L160 221ZM184 220H185V219H184ZM187 220H188V219H187ZM193 220H196V219H193ZM47 221H48V220H47ZM80 221H81V220H80ZM83 221H85V219H84ZM102 221H103V220H102ZM127 221H128V220H127ZM127 221H126V222H127ZM133 221H134V220H133ZM133 221H132V222H133ZM161 221H162V220H161ZM201 221H202V219H201ZM242 221H243V220H242ZM242 221H240V222H242ZM100 222H101V221H100ZM111 222H112V221H111ZM111 222L109 221V225H110ZM113 222H114V221H113ZM119 222H121V221H119ZM135 222H136V220H135ZM163 222H164V221H162V223H163ZM186 222H187V221H186ZM194 222H195V221H194ZM199 222H200V221H198V223H199ZM238 222H239V221H238ZM7 223H10V221H9V222H4L5 225H6ZM21 223H22V222H21ZM102 223H103V222H102ZM129 223H130V222H129ZM133 223H134V222H133ZM195 223H196V222H195ZM45 224H46V223H45ZM91 224H92V222H91ZM94 224H96V223L94 222ZM103 224H104V223H103ZM111 224H113V223H111ZM115 224H116V223H115ZM115 224H114V225H115ZM119 224H120V223H119ZM121 224H122V222H121ZM123 224H124V223H123ZM127 224H128V223H127ZM152 224H153V223H152ZM204 224H205V223H204ZM67 225H68V224H67ZM67 225H66V226H67ZM79 225H80V224H79ZM99 225H100V223H99ZM105 225H107V224H105ZM129 225H130V224H129ZM160 225H161V224H160ZM160 225H159V227H161ZM184 225H185V224H184ZM184 225H183V226H184ZM201 225H203V224H201ZM44 226H45V225H44ZM66 226H64V227H66ZM97 226H98V224H97ZM115 226H116V225H115ZM117 226H118V225H117ZM122 226H123V225H122ZM126 226H128V225H126ZM130 226H131V225H130ZM130 226H129V227H130ZM134 226H135V225H134ZM178 226H179V225H178ZM178 226H177L178 231H180L179 229H180L181 227L179 228ZM181 226H182V225H181ZM198 226H199V225H198ZM64 227H63V229H64ZM68 227H69V225H68ZM88 227H89V225H88ZM94 227H95V226H94ZM100 227H101V226H100ZM104 227H105V226H104ZM107 227H108V225H107ZM109 227H110V226H109ZM129 227H128V228H129ZM135 227H136V226H135ZM184 227H185V226H184ZM186 227H188V225H187ZM204 227H206V226H204ZM29 228H28V229H29ZM90 228H91V227H90ZM90 228H89V229H90ZM105 228H106V227H105ZM105 228H104V230H105ZM130 228H131V227H130ZM138 228H139V227H138ZM138 228H136V229H138ZM148 228H149V227H148ZM3 229H4V231H7V232H8V231H11L12 228H11V227H8V225H6L5 227H3ZM3 229H2V231H3ZM61 229H62V228H61ZM78 229L80 230V228H78ZM78 229H77V230H78ZM87 229H88V228H87ZM87 229H85V230H87ZM99 229H100V228H99ZM117 229H118V228H117ZM117 229H116V230H117ZM120 229H121V228H120ZM139 229H140V228H139ZM149 229H150V228H149ZM190 229H191V228H190ZM199 229H200V228H199ZM77 230H76V233H78ZM79 230H78V231H79ZM90 230H91V229H90ZM125 230H127V229L125 228ZM125 230H124V231H125ZM133 230H134V229H133ZM159 230H160V228H159ZM185 230H186V228H185ZM197 230H198V228H197ZM200 230H202V229H200ZM27 231H28V230H27ZM83 231H84V228H83ZM83 231H82V232H83ZM91 231H92V230H91ZM94 231H95V229H94ZM106 231H107V232H105V234L103 235V238H102L103 240H101V241H104V240L108 239L109 236H110V239H111V238H112V235H113V241L115 242V244H114V245H111V249H117V244H116V239H115V238H117V237H115V233H113L112 229H109V228H106ZM189 231H191V230H189ZM189 231H188V232H189ZM207 231H208V230H207ZM7 232H4V235H5ZM44 232H45V231H44ZM57 232L59 233V231H57ZM57 232H56V233H57ZM84 232H86V231H84ZM103 232H104V231H103ZM138 232H139V231H138ZM138 232H137V233H138ZM160 232H161V231H160ZM181 232H182V230H181ZM181 232H180V234H183V232H182V233H181ZM186 232H187V231H186ZM203 232H205V230H203ZM14 233H15V232H14ZM27 233H28V232H27ZM86 233H87V232H86ZM94 233H95V232H94ZM101 233H102V231H101ZM109 233H112V235H110ZM178 233H179V232H178ZM207 233H208V232H207ZM2 234H3V233H2ZM2 234H0V235L2 236ZM61 234H62V233H60L59 236H64V235H61ZM89 234H90V233H89ZM89 234H88V235H89ZM96 234H98V232L95 233V236H99V235H100V233H99V235H96ZM102 234H103V233H102ZM158 234H159V233H158ZM160 234H161V233H160ZM180 234H179V235H180ZM185 234H186V233H185ZM201 234H202V233H201ZM6 235H7V234H6ZM6 235H5V236H6ZM15 235H17V234H15ZM31 235H32V234H31ZM31 235H30V237H32ZM56 235H57V234H56ZM80 235H81V234H79V236H80ZM93 235H94V234H93ZM177 235H178V234H177ZM20 236H21V235H20ZM73 236H74V235H73ZM100 236H101V235H100ZM144 236H145V234H143V238H142V239H144ZM146 236H147V234H146ZM185 236H187V235H185ZM6 237H8V236H6ZM18 237H19V236H18ZM23 237H24V236H23ZM86 237H87V236H86ZM88 237H89V236H88ZM92 237H93V236H92ZM208 237H209V233H208ZM210 237H211V235H210ZM210 237H209V238H210ZM14 238H15V237H14ZM14 238H13V240H15ZM43 238H44V237H43ZM65 238H66V237H65ZM78 238H79V237H78ZM11 239H12V238H11ZM72 239H74V238H71V240H69V241L71 242V245H73V243H72ZM76 239H77V238H76ZM90 239H91V238H90ZM97 239H99V238H97ZM97 239H96V240H97ZM100 239H101V238H100ZM160 239H161V237H160ZM4 240H5V239H4ZM20 240H21V239H20ZM45 240H47V241H46V245L44 246V252L42 251L43 254H38V253L36 254V253H35L34 263H35V264H45L46 262H48V263L51 262V264H66V263H65L66 261L61 263V260L63 261V259H61V260L59 261V259L55 256L56 254H55V251H54V243L56 242L57 244H59V243H61V241H64V239H63L62 237H60V238H59V237H57V238H56V237H55V238L46 237ZM65 240H66V239H65ZM80 240L82 241V235H81V237H80ZM80 240H79V243H80ZM92 240H93V238H92ZM136 240H137V239H136ZM147 240H148V239H147ZM147 240H146V241H147ZM260 240H261V239H260ZM260 240H259V241H260ZM262 240H263V239H262ZM27 241H28V240H27ZM74 241H75V239H74ZM74 241H73V242H74ZM87 241H89V240H87ZM87 241H86V243H87ZM93 241H95V240H93ZM93 241L90 240V242H93ZM138 241H139V240H137V243L139 244ZM142 241H143V240H142ZM189 241H190V240H189ZM235 241H236V239H235ZM0 242H1V241H0ZM14 242H15V241H14ZM32 242L34 243V240H33V239H32ZM64 242H65V241H64ZM64 242H62L63 245H64ZM70 242H69V245H70ZM76 242H77V241H76ZM97 242H98V241H97ZM147 242H148V241H147ZM186 242H187V240H186ZM236 242H240V241H236ZM1 243H2V242H1ZM3 243H4V242H3ZM62 243H61V245H62ZM158 243H160V242H157V244H158ZM189 243H190V244L193 243V240H192V242H189ZM195 243H196V242H195ZM195 243H194V245H195ZM67 244H68V243H67ZM67 244H66V245H67ZM74 244H76V243H74ZM82 244H83V243H82ZM87 244H90V243L88 242ZM92 244H93V243H92ZM96 244H98V243H96ZM145 244H146V243H145ZM149 244H150V243H149ZM152 244H154V243H152ZM152 244H151V245H152ZM196 244H197V243H196ZM238 244H239V243H238ZM259 244H260V246H259V245H258V246H259L260 248H263V247H264V243H263V242H259ZM29 245H30V244H29ZM35 245H36V244H35ZM83 245H85V244H83ZM147 245H148V244H146V246H147ZM163 245H164V244H163ZM209 245H210V244H209ZM211 245H212V244H211ZM235 245H237V244H235ZM251 245H252V244H251ZM2 246H3V245H2ZM6 246H7V245H6ZM6 246H5V247H6ZM20 246H22V244H21ZM32 246H33V245H32ZM42 246H43V245H42ZM87 246H88V245H87ZM90 246H91V244H90ZM92 246H93V245H92ZM94 246H95V245H94ZM96 246H97V245H96ZM98 246H99V245H98ZM139 246H140V245H138V247H136V248H139V249H140ZM144 246H145V245H144ZM155 246H156V244H155ZM155 246H154V247L152 246V248H155ZM160 246H161V245H160ZM219 246H220V245H219ZM221 246H222V245H221ZM221 246H220V247H221ZM232 246H233V245H232ZM244 246H247V245H244ZM244 246H243V247H244ZM8 247H9V246H8ZM27 247H28V246H26V248H27ZM73 247L75 248L74 245H73ZM77 247H78V249H76V250H79V246H77ZM99 247H100V246H99ZM162 247H163V246H162ZM184 247H185V246H184ZM184 247H183V248H184ZM186 247H188L187 244H186ZM192 247H193V246H192ZM195 247H196V246H195ZM217 247H218V244H217ZM225 247H226V246H225ZM228 247H229V246H227V248H228ZM230 247H231V246H230ZM230 247H229V248H230ZM241 247H242V246H240V248H241ZM243 247H242V248H243ZM252 247H253V246H252ZM252 247H251V248H252ZM23 248H24V247H23ZM37 248H38V247H37ZM66 248H67V247H66ZM74 248H73V249H74ZM80 248H81V245H80ZM92 248H93V250H96V249H94V247H92ZM95 248H96V247H95ZM130 248H131V247H130ZM146 248H148V246H147ZM150 248H151V247H150ZM152 248H151V249H152ZM188 248H189V247H188ZM211 248H214V247H211ZM221 248H222V247H221ZM229 248H228V249H229ZM233 248H235V247H233ZM260 248H258V249H260ZM4 249H5V248H4ZM4 249L1 250V252L4 251ZM11 249H12V248H11ZM13 249H15V250H14V251L12 250L11 252H9L10 249H9V250H6V249H5L6 251H4V252H6V255H5V257H3V260H2V261H4L5 259H7V260L10 259V260H8L9 263H8V261H5V262H7V264H11V263H13V264H15V263H16V264H23V263H22V261H23V257L27 254V253H26L25 255H23V254H24L23 252H24L25 248H24V250H22L20 247H15V248H13ZM33 249H35V248L33 247ZM71 249H72V248H71ZM88 249H89V248H88ZM123 249H124V248H123ZM126 249H127V248H126ZM128 249H129V248H128ZM155 249H156V248H155ZM160 249H161V247H160ZM160 249H159V250H160ZM179 249H182V247L179 248ZM190 249H192V248H190ZM206 249H207V248H206ZM231 249H232V248H231ZM252 249H253V248H252ZM254 249H256V248H254ZM254 249H253V250H254ZM258 249H256V250H258ZM263 249H264V248H263ZM58 250H60V247H59ZM58 250H57V252H59ZM74 250H75V249H74ZM76 250H75V251H76ZM81 250H82V248H81ZM86 250H87V248H86ZM89 250H92V249H89ZM102 250H103L102 252H101V250H100V253H101V254L103 253V256H104V254H105V256L109 258V257H110L109 255H110V251H111V250L106 252L104 246H103ZM119 250H120V248H119ZM119 250H118V251H119ZM121 250H122V249H121ZM121 250H120L119 252H121ZM140 250H141V249H140ZM143 250H144V249H143ZM145 250H146V249H145ZM148 250H149V249H148ZM152 250L155 251L154 249H152ZM157 250H158V249H156V251H157ZM162 250H163V249H162ZM162 250H161V251H162ZM173 250H174V249H173ZM173 250H172V252H173ZM187 250H188V249H187ZM208 250H210V249L208 248ZM223 250H224V249H222V251H223ZM226 250H227V249H226ZM253 250L249 249V253H248L247 251H245V252L247 253V255L245 254L246 257H247L248 259H250V261H252V262H254V260H255V261H257V263H261V264H263V260H264V258L261 257V256H262L261 253H262L263 250H262V251L259 250V251L261 252V253H260L261 256H256V254L254 253ZM22 251H23V252H22ZM28 251H29V250H27V252H28ZM30 251H31V250H30ZM68 251H70V252L72 253L71 250L68 249ZM113 251H114V250H113ZM115 251H116V250H115ZM118 251H116V253H117ZM125 251H126V250H125ZM141 251H142V250H141ZM141 251H140V253L143 252V253L145 254V251H142V252H141ZM174 251H175V250H174ZM177 251H179V250H177ZM181 251H183V250H181ZM189 251H190V250H189ZM229 251H230V250H229ZM4 252H2V253L5 254ZM83 252H85L84 249H83ZM83 252L80 251V254L83 253ZM119 252H118V253H119ZM122 252H124V251L122 250ZM129 252H130V251H129ZM157 252H158V251H157ZM163 252H164V250H163ZM206 252H207V251H206ZM206 252H204V253H206ZM210 252H211V251H210ZM224 252H226V251H224ZM10 253H11V255H10ZM71 253H70V254H71ZM74 253H75V252H74ZM78 253H79V252H78ZM78 253H75V254H78ZM85 253H87V251H86ZM85 253H84V254H85ZM90 253L93 254L92 252H90ZM90 253H88L89 256H90ZM118 253H117V254H118ZM155 253H156V252H155ZM159 253H160V251H159ZM186 253H187V252H186ZM222 253H223V252H222ZM241 253H242V251H241ZM243 253H244V252H243ZM243 253H242V254H243ZM0 254H1V253H0ZM67 254L70 255L69 253H67ZM67 254H66V255H67ZM75 254H74V255H75ZM80 254H79V255H80ZM163 254H164V253H163ZM165 254H166V256H167V252H166ZM165 254H164V255H165ZM168 254H170V253L168 252ZM174 254H175V253H174ZM179 254H180V253H179ZM182 254H183V253H182ZM187 254H188V253H187ZM206 254H207V253H206ZM216 254H217V253H216ZM220 254H221V253H220ZM223 254H225V253H223ZM27 255H28V254H27ZM68 255L65 256L67 259H68ZM99 255H100V254H99ZM112 255H113V259H114V255H116L115 252H114V254H112ZM121 255H122V254H121ZM132 255H133V254H130V256H132ZM154 255H155V254H154ZM172 255H173V254H172ZM175 255H176V254H175ZM177 255H178V254H177ZM183 255H184V254H183ZM207 255H208V254H207ZM207 255H206V256H207ZM1 256H2V255H1ZM29 256H30V255H29ZM63 256H64V255H63ZM63 256H61V257H63ZM72 256H73V253H72V255H70V257H71L72 259H73V258L78 259V258H77L78 256H77V257H72ZM91 256H92V255H91ZM91 256H90V257H91ZM103 256H102V257H103ZM118 256H119V255H118ZM118 256H116V260H117V257H118ZM123 256H125V255H123ZM155 256H156V255H155ZM155 256H154V257H155ZM158 256H160V255H158ZM158 256H157V259H158ZM181 256H182V255L180 254V257H181ZM184 256H185V255H184ZM188 256H189V255H188ZM202 256H203V255H202ZM212 256H213V252H212ZM212 256H210V257L212 258ZM217 256H218V255H217ZM6 257H7V258H6ZM81 257H82V256H81ZM83 257H84V256H83ZM92 257H93V256H92ZM100 257H101V255H100ZM100 257H98V258H100ZM102 257H101V258H102ZM119 257H120V256H119ZM125 257H127V259H128V256H125ZM125 257H124V258H125ZM176 257H177V256H176ZM186 257H187V256H186ZM189 257H190V256H189ZM203 257H204V256H203ZM240 257H241V256H240ZM0 258H2V257H0ZM27 258H28V257H27ZM63 258H64V257H63ZM87 258H88V256H87ZM104 258H105V257H104ZM104 258H103V260H104ZM120 258H121V257H120ZM120 258H118V259H120ZM129 258H130V257H129ZM151 258H152V257H151ZM159 258H160V257H159ZM181 258L183 259V257H181ZM187 258H188V257H187ZM204 258H205V257H204ZM211 258H210V259H211ZM213 258H214V256H213ZM215 258H217V257L215 256ZM223 258H224V257H223ZM244 258H245V257H241V258H240V260L243 259V261H241V264H242V262H244ZM247 258H246V259H247ZM24 259H25V258H24ZM72 259H71V260H72ZM91 259H92V258H91ZM105 259H106V258H105ZM121 259H122V258H121ZM155 259H156V258H155ZM157 259H156V261H157ZM164 259H165V258L162 257L161 260H164ZM210 259H209V261L212 260V259H211V260H210ZM248 259H247V260H248ZM71 260H70V261H71ZM84 260H85V259H84ZM99 260H100V259H99ZM116 260H115V261H116ZM141 260H142V259H141ZM143 260H144V259H143ZM215 260H216V259H215ZM221 260H222V259H221ZM221 260H220V261H221ZM224 260H225V259H224ZM10 261H11V263H10ZM14 261H15V262H14ZM68 261H69V259H68ZM68 261H67V262H68ZM96 261H97V260H95L94 262H96ZM106 261L109 262L110 260H106ZM126 261H128V260H126ZM136 261H137V260H136ZM154 261H155V260H154ZM184 261H185V260H184ZM212 261H213V260H212ZM250 261H249V262H250ZM0 262H1V261H0ZM5 262H3V263L6 264ZM74 262H75V261H74ZM76 262L78 263V260H77ZM76 262H75V263H76ZM83 262H85V261H83ZM88 262H89V261H87V264H88ZM97 262L99 263V261H97ZM101 262H102V260H101ZM144 262H145V261H144ZM166 262H167V261H166ZM217 262H218V261H217ZM217 262L215 261L214 263H217ZM221 262H222V261H221ZM221 262H220V263H221ZM1 263H2V262H1ZM27 263H28V262H27ZM48 263H47V264H48ZM68 263H69V262H68ZM89 263H90V262H89ZM111 263H112V262H111ZM153 263H154V262H153ZM163 263H164V262H163ZM174 263H175V262H174ZM179 263H180V262H179ZM179 263H178V264H179ZM247 263H248V261H247ZM24 264H26V263H24ZM80 264H81V263H80ZM96 264H97V263H96ZM100 264H101V263H100ZM102 264H103V263H102ZM105 264H106V263H105ZM115 264H117V263H115ZM123 264H124V263H123ZM142 264H143V263H142ZM148 264H149V263H148ZM150 264H151V263H150ZM176 264H177V263H176ZM205 264H206V263H205Z\"/></svg>", "mask_w": 264, "mask_h": 264}]
</instances>
